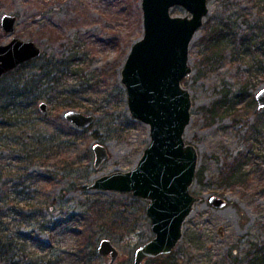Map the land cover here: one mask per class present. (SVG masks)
Listing matches in <instances>:
<instances>
[{
  "label": "rangeland",
  "instance_id": "obj_1",
  "mask_svg": "<svg viewBox=\"0 0 264 264\" xmlns=\"http://www.w3.org/2000/svg\"><path fill=\"white\" fill-rule=\"evenodd\" d=\"M89 7L91 17L75 22V7L68 0H0V44L18 37L43 48L48 41L43 26L52 20L63 41L68 39V50H80L89 59L75 67L85 66L88 83H95L84 90L79 79H68L83 92L72 99L86 108L52 110L51 102L40 100L32 106L37 111L17 113L22 119L15 125L0 115V197L7 198L0 208V229L7 240L21 242L18 264H46L45 259L53 264H110L111 256L96 250L103 238L119 251L113 264H136V250L155 236L147 199L92 188L98 178L136 166L151 142L149 126L129 110L121 81L127 55L144 33L142 0H92ZM208 7L190 44L192 72L182 81L192 98L184 137L198 153L191 191L200 200L172 252L148 264H236L235 257L249 264L256 250L264 249V120L259 119L264 109L255 99L264 87V0H208ZM171 13L184 16L188 11L175 6ZM5 14L18 18L13 33L2 26ZM76 33L85 38L87 54L76 47L81 41L72 40ZM217 34L223 39L214 51L207 40ZM33 61L0 79L27 80L35 72ZM225 94L229 110L214 112V103ZM70 109L93 114L96 121L78 128L64 117ZM68 123L76 132L69 137ZM59 131L67 146L43 160L38 153L48 151ZM45 133L53 135L42 139ZM96 143L109 152L99 167L94 165ZM32 146L39 151L27 159L25 149ZM212 196L225 198L227 204L214 206ZM22 254L31 258L24 261Z\"/></svg>",
  "mask_w": 264,
  "mask_h": 264
},
{
  "label": "water",
  "instance_id": "obj_2",
  "mask_svg": "<svg viewBox=\"0 0 264 264\" xmlns=\"http://www.w3.org/2000/svg\"><path fill=\"white\" fill-rule=\"evenodd\" d=\"M183 6L187 15H173L172 8ZM144 33L136 40L121 71L132 116L149 126L151 142L136 166L116 171L96 180L92 188L130 192L147 199V214L155 236L135 253V263L168 254L183 236V227L200 200L192 193L198 165L196 147L187 143L185 133L191 121L192 98L182 81L192 72L189 49L196 32L209 12L208 0H142ZM16 15L5 14L2 26L16 31ZM43 48L34 40L13 37L0 44V78L38 59ZM259 109L264 108V87L256 93ZM43 111L47 104L40 105ZM65 119L78 128H87L96 116L70 109ZM95 167L109 158L105 145L96 143ZM210 202L224 207L226 200L212 196ZM100 255H110L113 264L118 249L110 239L98 246Z\"/></svg>",
  "mask_w": 264,
  "mask_h": 264
},
{
  "label": "trees",
  "instance_id": "obj_3",
  "mask_svg": "<svg viewBox=\"0 0 264 264\" xmlns=\"http://www.w3.org/2000/svg\"><path fill=\"white\" fill-rule=\"evenodd\" d=\"M92 0H74L72 3L71 0H68L69 4H74L75 10L74 14L71 15V18L75 22H79L77 19H86L88 20L92 13L88 11L89 6L91 5ZM109 2H107V5ZM106 17H109L106 12H104ZM85 22V21H83ZM47 23L52 25H44L43 29L45 30L44 33L47 35L48 41L43 46V53L42 55L36 59L34 62V69L30 77L27 80H13V82L8 83V80L0 79V112L2 116L6 115V122L8 124L15 125L17 124L22 118L20 115H16L17 113L25 112L24 108H27V112H35L36 109H32V106L36 105L40 100H44L47 103L51 102L52 110H60L64 111L68 107H75V108H86L88 106L83 105L82 103L72 99L73 97H78L79 94L83 93L82 90H78L76 86L78 84L82 85L84 90L89 87H93L95 83H88L89 78L87 80L88 73H85L86 67H75L81 64L90 63L89 59L86 56H81L80 50H75L72 47L68 50V39L67 42L63 41V39L59 36L60 28L57 26L58 24L53 23L52 20L47 21ZM41 29V26H40ZM43 35V33H41ZM222 35H210L207 40V45L212 50L219 49V43L222 41ZM72 40L74 43L80 42L76 44L77 49L87 48L86 40L84 37L81 38L79 33L74 34ZM72 41V43H73ZM83 46V47H82ZM79 52V53H78ZM86 53V49L84 50ZM93 76V73L90 74V77ZM79 79L80 81L74 87L68 84V79L70 78ZM66 83V84H65ZM64 85V87H62ZM79 85V86H80ZM82 88V89H83ZM70 99V101H68ZM226 100V94L223 99H220L214 103L213 111L217 112H226L229 110V107L224 103ZM20 106H25L20 109ZM63 109V110H62ZM39 110V109H38ZM60 116V114H59ZM25 118V117H24ZM60 118V117H59ZM263 119L261 116L259 119ZM4 121H0V124ZM67 136L69 137L72 134H76L73 129V126L68 123V130ZM57 133L58 138L53 139L54 143L52 142L48 146V151H40L39 156L42 157H50L52 158V154H57L62 151L64 147H66V143L64 140H61L59 133ZM53 133L50 134L52 137ZM47 133L41 134L42 139H49L50 138ZM39 151L38 148L32 146L31 149H25L27 153V159L31 156L32 152ZM38 158L33 156L31 159ZM57 158V157H56ZM35 162V161H34ZM58 165L60 164V160L57 161ZM1 169V167H0ZM228 172H226L227 174ZM1 173H0V182H1ZM7 204V198L5 195L0 197V208ZM2 222V221H0ZM44 226V225H43ZM2 230L0 229V264H18V261H15V257L24 250L22 245L19 246L14 244L12 241L7 240L2 236ZM19 235H21L19 233ZM92 254L94 251H89ZM251 254L250 251H248ZM86 253L87 249H86ZM66 254V253H65ZM248 254V253H247ZM94 255V253H93ZM230 257H233L230 252ZM23 260H29L31 255L29 254H22ZM46 264H53L51 260L45 259ZM49 260V261H48ZM234 261L236 264H240L238 259L235 257ZM249 261V259H248ZM44 262V261H43ZM249 264H264V249L262 248L260 251L256 250L255 254H253L250 258Z\"/></svg>",
  "mask_w": 264,
  "mask_h": 264
},
{
  "label": "flooded vegetation",
  "instance_id": "obj_4",
  "mask_svg": "<svg viewBox=\"0 0 264 264\" xmlns=\"http://www.w3.org/2000/svg\"><path fill=\"white\" fill-rule=\"evenodd\" d=\"M13 71H14V70H13ZM11 72H12V71H11ZM11 72H10V73H11ZM8 74H9V73H8ZM8 74H6V75H8ZM4 76H5V75H4ZM4 76H2V77H4ZM2 77H1V78H2ZM255 96H256V95H255ZM255 99H256V97H255ZM257 107H258V105H257ZM262 109H264V108H262ZM218 197H219V196H218ZM221 198H223V197H221ZM223 199L226 200L225 198H223ZM226 204H227V201H226ZM21 235L24 237V239H29V235H28V234H27V235H25V234H21ZM22 236H21V238H23ZM103 239H106V238H103ZM103 239H102V240H103ZM102 240H101V241H102ZM18 244H19V246L22 245L21 242H18ZM96 250L98 251V248H97ZM136 251H137V250H136ZM135 253H136V252H135ZM163 255H166V254H163ZM160 256H161V255L156 256L155 258H150V257H149L148 259H146V260H144V261L146 262V264H148L149 262L152 263L153 260H155L157 257H160ZM152 259H153V260H152ZM147 260H148V261H147ZM143 264H144V262H143Z\"/></svg>",
  "mask_w": 264,
  "mask_h": 264
},
{
  "label": "bare ground",
  "instance_id": "obj_5",
  "mask_svg": "<svg viewBox=\"0 0 264 264\" xmlns=\"http://www.w3.org/2000/svg\"><path fill=\"white\" fill-rule=\"evenodd\" d=\"M195 35H196V34H195ZM194 37H195V36H194ZM183 228H184V227H183ZM172 250H173V249H172ZM171 252H172V251H171ZM171 252H170V253H171ZM170 253H168V254H170Z\"/></svg>",
  "mask_w": 264,
  "mask_h": 264
}]
</instances>
